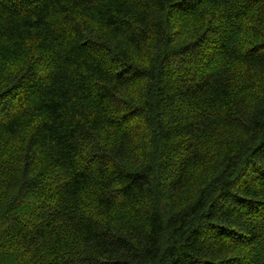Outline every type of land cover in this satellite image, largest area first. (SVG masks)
I'll list each match as a JSON object with an SVG mask.
<instances>
[{
	"label": "trees",
	"instance_id": "1",
	"mask_svg": "<svg viewBox=\"0 0 264 264\" xmlns=\"http://www.w3.org/2000/svg\"><path fill=\"white\" fill-rule=\"evenodd\" d=\"M0 264H264V0H0Z\"/></svg>",
	"mask_w": 264,
	"mask_h": 264
}]
</instances>
